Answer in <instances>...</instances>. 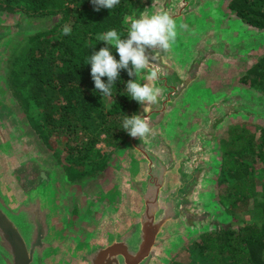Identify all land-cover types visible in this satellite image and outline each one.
Here are the masks:
<instances>
[{
    "label": "water",
    "instance_id": "1",
    "mask_svg": "<svg viewBox=\"0 0 264 264\" xmlns=\"http://www.w3.org/2000/svg\"><path fill=\"white\" fill-rule=\"evenodd\" d=\"M219 2L140 0L128 16L166 11L177 35L152 62L162 96L149 112L140 104L136 110L150 134L129 136L117 168L108 170V180L119 182L115 204L68 185L6 94L3 67L12 49L44 25L0 12V264H168L190 236L230 226L211 192L220 170L217 138L232 120L264 123V99L214 90L219 64L234 66L259 44L237 40L230 26L207 17ZM147 74H137L139 83ZM205 88L212 92L203 95ZM77 205L83 214L72 227Z\"/></svg>",
    "mask_w": 264,
    "mask_h": 264
},
{
    "label": "trees",
    "instance_id": "2",
    "mask_svg": "<svg viewBox=\"0 0 264 264\" xmlns=\"http://www.w3.org/2000/svg\"><path fill=\"white\" fill-rule=\"evenodd\" d=\"M139 2L120 0L111 10L96 11L91 0H0V12L22 15L44 25L40 33L28 37L26 58L10 55L6 85L8 95L19 104L34 135L62 165L68 183L76 184L87 176L96 178L106 169L107 161L90 172L75 170L60 159L57 153L60 142L67 141L66 151L86 160L102 135L108 136V145L117 137L122 143L129 139L123 127L120 129L117 117L128 112L130 94L126 84L130 79L139 83L137 75L129 77L126 70L120 71L112 87L113 104L106 111L102 101L107 96L95 89L88 61L94 51L106 46L99 36L113 29L119 35L126 32L125 17L132 15ZM229 7L243 24L264 30V0H232ZM65 25H71L70 35L62 33ZM110 49L119 61L116 49L111 46ZM248 76H253L254 84L264 85V58ZM102 79L107 83L106 77ZM133 101L130 117L139 106ZM33 108L40 110L41 116L32 114ZM243 139V135L232 138L233 142ZM256 153L264 159V139L258 150L246 158L241 148L222 157L217 186L228 184L227 200L232 205L228 208L221 203V206L234 221L229 227L202 233L195 239L193 249L204 264H264V202L257 203L263 214L259 220H243L234 210L239 203L247 206L256 196L255 179L249 177L254 171L249 163H254ZM262 187L264 196V184Z\"/></svg>",
    "mask_w": 264,
    "mask_h": 264
},
{
    "label": "rangeland",
    "instance_id": "3",
    "mask_svg": "<svg viewBox=\"0 0 264 264\" xmlns=\"http://www.w3.org/2000/svg\"><path fill=\"white\" fill-rule=\"evenodd\" d=\"M232 0H220V2L214 6L209 7L207 10V14L211 13L212 17H215V19H219L224 24L220 23L217 25H225L229 26L231 25V30L234 31L235 38L238 39H258L259 44L255 47L256 49L253 51H249L248 54L245 55L243 62L244 63H237L234 66H226L225 68L219 64V70H215V78L217 79L214 84V90L217 91L220 90H236V91H243L250 95H254L260 99H264V85L258 84L256 82L255 84L253 81V76H248V72L262 59L264 58V30L261 32L256 31L255 29H252L250 26L243 24L238 20V18L235 15V12H233L229 5ZM214 21V20H213ZM217 22V21H216ZM227 23V24H226ZM50 25V22L47 23ZM70 28L71 25H69ZM235 31L237 33H235ZM233 33V32H232ZM259 34V36H256L255 34ZM261 35V36H260ZM263 35V36H262ZM263 46V47H260ZM260 47V48H259ZM259 48V49H258ZM29 51L28 46V38H25L21 41H19L15 48L11 51V55L26 58ZM7 62L5 63L3 67V72L5 74L6 78V69ZM213 85V84H212ZM212 89V86H211ZM203 95L211 93L212 91L209 89H203L200 91ZM6 94L8 95L9 92L6 91ZM128 112L126 115H119L117 117L118 125L123 127V121L125 119V116L130 117L131 110L134 105V101L130 98L128 99ZM113 104V98L106 97L102 101L103 107L107 110L111 108ZM41 111L36 110L33 108L34 115L41 116ZM28 122V121H27ZM29 124V123H28ZM31 129V128H30ZM234 135H243V140L241 142H233L232 138ZM82 138H86L84 135H80ZM264 139V123L263 122H255L251 120L246 119H236L228 122L220 131L218 138H217V155H218V161H219V169H221L222 166V157L225 153L231 152V151H237L240 150L242 152L243 157L250 156L251 152L254 153V151L258 150V147L263 142ZM108 136L102 135L101 141L96 146L95 150L92 151V153L89 155V157L86 160L78 159L75 156H73V153L66 151L67 141L60 142L57 148V153L60 156V159L64 161V164L71 166L75 168V170H81L84 172H90L92 170L97 169L107 161V167L106 169L101 173L100 175H103V180H108V170L110 167L112 168L114 165H118L119 163V157L121 156L123 149L127 142L122 143L121 139L119 137L113 139L111 141V144L108 145L107 143ZM122 143V144H121ZM73 145V142L71 143ZM258 153L255 154V160L254 163H249L250 167L254 170L252 175L249 177L251 179H255V186H256V196L255 198L251 199L247 206H243V203H239L234 210H237V214L240 215L243 220L251 221V220H259L262 217V208L257 207V203L264 202V196H263V187L264 184V178L262 175H264V159H260L257 156ZM49 156L53 163L62 169V165L58 164L57 160L54 159L51 152H49ZM64 172V169H62ZM220 176V170L218 176L215 178V182L212 186V196L215 199L216 204L219 207V210L223 212L230 223L234 221L232 216L227 213L224 208L221 206V203H225L228 208L231 207V202H228L227 200V191L226 187L228 184H224L221 186H217V182ZM91 178L89 176L85 177L81 181H78L76 184L68 183L69 186L73 187L74 189L81 190L82 184L85 183H91V182H97L99 181V178L89 180ZM105 180V181H106ZM77 211H74L73 217H72V223L71 226L74 227L75 224L78 223L79 218L81 215L76 214ZM229 227V226H228ZM198 238V235L196 236H190L185 241L182 242V244L177 247V249L174 251V253L171 255L169 263L172 264L173 262H176L178 264H204L203 261H201L198 251H195L193 249V246L195 245V239Z\"/></svg>",
    "mask_w": 264,
    "mask_h": 264
},
{
    "label": "clouds",
    "instance_id": "4",
    "mask_svg": "<svg viewBox=\"0 0 264 264\" xmlns=\"http://www.w3.org/2000/svg\"><path fill=\"white\" fill-rule=\"evenodd\" d=\"M91 2L96 6L95 10L99 11L100 8L111 10L120 3V0H91ZM125 20L130 21L127 39L122 40L115 29L98 37L106 46L98 52L94 51L88 61L91 65V77L95 89L103 96L111 97L112 87L119 79L121 70H126L129 77H135L147 70V83L141 84L135 79H130L126 84L131 99L143 107V113H147L151 110V105L158 103V98L163 92L162 88L153 83L159 79L160 70L152 62L159 51H167L175 40L176 22L166 11L150 16L144 11L138 19L125 17ZM62 33L70 35L71 28L65 25ZM110 46L116 49L119 61L112 54ZM104 77L107 78V83L103 81ZM123 130L131 137L140 139H146L151 132L147 117L137 114L131 117L125 116Z\"/></svg>",
    "mask_w": 264,
    "mask_h": 264
},
{
    "label": "flooded vegetation",
    "instance_id": "5",
    "mask_svg": "<svg viewBox=\"0 0 264 264\" xmlns=\"http://www.w3.org/2000/svg\"><path fill=\"white\" fill-rule=\"evenodd\" d=\"M211 15H212L211 13H208L207 14V17L210 18V19H212V20H214V21H217V24H220V23L224 24L222 21H220L219 19H215V17H212L213 15L212 16ZM229 26H230L229 28L232 27L231 25H229ZM252 29H255V28H252ZM255 30L258 31V32H261L262 31L260 29H255ZM232 32L234 34V31H232ZM235 33H237V32L235 31ZM255 35L256 36H259V34H257V33ZM238 40H241V39H238ZM263 46H260V47H263ZM255 47L256 46H254L253 51L256 49ZM248 53H249V51L244 54V57ZM240 63L241 64L242 63L245 64L246 62L240 61L239 64ZM116 168H117V165L113 166L110 169L109 172H111L113 169H116ZM96 178L97 179L99 178V181H97V182H91L89 184L88 183L82 184V186H81L82 188H80L81 189L80 191H84V190H87L88 189L87 191L88 192H92L91 193V196H93V197H100V198L103 197V198H106V199L110 200L114 204L117 203V196H118V191H119V182H112L110 180H107V181L104 182V180L102 179L103 178V175H99ZM96 178H93V179L95 180ZM89 180H92V178H89L88 181ZM75 211H77L76 214H78V215H82L83 214L82 213V208H81L80 205H77L75 207ZM89 214H90V212H89ZM86 232H88V231H86Z\"/></svg>",
    "mask_w": 264,
    "mask_h": 264
}]
</instances>
